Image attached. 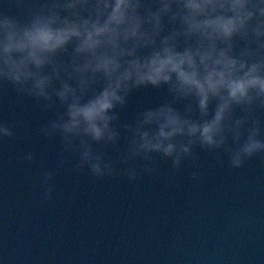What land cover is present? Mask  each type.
<instances>
[{"label":"clouds","instance_id":"1","mask_svg":"<svg viewBox=\"0 0 264 264\" xmlns=\"http://www.w3.org/2000/svg\"><path fill=\"white\" fill-rule=\"evenodd\" d=\"M50 115L37 134L58 140L55 168L36 164L37 203L56 176L93 181L175 177L198 151L231 169L264 159V0H5L0 8V87ZM160 102L122 121L130 96ZM17 122L0 120V142Z\"/></svg>","mask_w":264,"mask_h":264},{"label":"water","instance_id":"2","mask_svg":"<svg viewBox=\"0 0 264 264\" xmlns=\"http://www.w3.org/2000/svg\"><path fill=\"white\" fill-rule=\"evenodd\" d=\"M162 95L135 91L122 121ZM49 115L0 87V120L18 123L16 137L0 142V264H264V159L231 169L226 156L218 163L197 150L199 181L191 162L173 177L161 161L159 178L135 184L63 171L53 200L41 204L40 169L23 156L55 168L59 141L37 134Z\"/></svg>","mask_w":264,"mask_h":264}]
</instances>
